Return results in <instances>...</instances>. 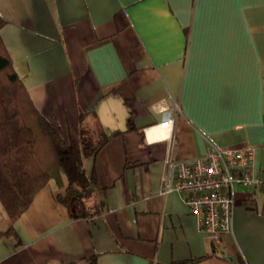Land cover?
<instances>
[{
    "label": "crops",
    "instance_id": "1",
    "mask_svg": "<svg viewBox=\"0 0 264 264\" xmlns=\"http://www.w3.org/2000/svg\"><path fill=\"white\" fill-rule=\"evenodd\" d=\"M0 15L15 70L63 139L93 108L89 126L111 134L85 159L106 212L72 217L56 198L66 175L50 179L0 235V264H264V190L237 188L233 232L212 243L171 166L212 145L252 148L264 166V0H0Z\"/></svg>",
    "mask_w": 264,
    "mask_h": 264
},
{
    "label": "trees",
    "instance_id": "2",
    "mask_svg": "<svg viewBox=\"0 0 264 264\" xmlns=\"http://www.w3.org/2000/svg\"><path fill=\"white\" fill-rule=\"evenodd\" d=\"M6 20L0 15V30ZM97 118L95 109L80 112L78 138L66 141L54 124L37 107L0 32V201L8 215L9 226L0 235L15 233L14 221L31 205L36 194L50 179L62 186L65 194L56 196L75 218H93L108 209L97 199L100 189L94 175L85 168V159L96 154L111 137L98 121L90 127L87 116ZM135 128L132 117L127 129ZM200 258L148 264H197ZM67 264H98L94 254Z\"/></svg>",
    "mask_w": 264,
    "mask_h": 264
},
{
    "label": "built area",
    "instance_id": "3",
    "mask_svg": "<svg viewBox=\"0 0 264 264\" xmlns=\"http://www.w3.org/2000/svg\"><path fill=\"white\" fill-rule=\"evenodd\" d=\"M173 123L171 112H168L159 125L169 129ZM171 166L174 187L182 195L189 211L196 216L200 230L212 243L221 242L233 232L232 211L237 188L264 190V166L256 169L252 148L223 149L212 145L203 155Z\"/></svg>",
    "mask_w": 264,
    "mask_h": 264
},
{
    "label": "rangeland",
    "instance_id": "4",
    "mask_svg": "<svg viewBox=\"0 0 264 264\" xmlns=\"http://www.w3.org/2000/svg\"><path fill=\"white\" fill-rule=\"evenodd\" d=\"M4 212V211H3ZM6 212V211H5Z\"/></svg>",
    "mask_w": 264,
    "mask_h": 264
}]
</instances>
